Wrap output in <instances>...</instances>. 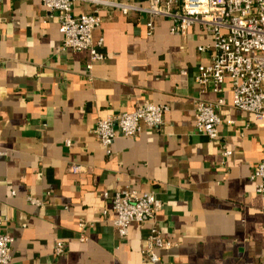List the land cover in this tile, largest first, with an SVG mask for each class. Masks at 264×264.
<instances>
[{
  "label": "crops",
  "instance_id": "obj_1",
  "mask_svg": "<svg viewBox=\"0 0 264 264\" xmlns=\"http://www.w3.org/2000/svg\"><path fill=\"white\" fill-rule=\"evenodd\" d=\"M89 11L75 4V14ZM100 16L93 37L104 39L105 58L89 71L87 52L61 50L59 20L42 0H0V232L14 237L12 264H152L149 223L122 237L115 214L103 217L104 193L124 189L162 203L157 225L175 246L155 264H260L264 197L251 175L264 160V121L234 106L229 79L223 91L196 81L211 62L208 29L197 23L176 35L171 19L157 17L149 34L145 14L102 8ZM199 100H224L216 141L195 132ZM146 101L168 108L162 127L118 136L107 154L97 121Z\"/></svg>",
  "mask_w": 264,
  "mask_h": 264
},
{
  "label": "built area",
  "instance_id": "obj_2",
  "mask_svg": "<svg viewBox=\"0 0 264 264\" xmlns=\"http://www.w3.org/2000/svg\"><path fill=\"white\" fill-rule=\"evenodd\" d=\"M45 7L55 15L63 35L61 50L87 52V69L92 71L94 64L105 58L104 39L94 40V31L101 25L102 8L117 9L124 14L138 12L148 16L149 34L155 30L154 20L165 17L172 20L171 33L186 35L188 29L197 23L204 24L212 36L211 62L199 67L196 81L207 84L213 81L217 91H223L226 80L231 81L234 106L253 114L264 121V0H152L148 6L136 5L121 0H42ZM86 3L91 11L74 13L76 3ZM199 50H204L200 47ZM224 100L217 103L199 100L196 107L195 132L216 141L220 136L222 119L218 109ZM168 110L164 105L149 101L139 105L132 112L109 114L99 119L94 133L112 153V146L118 136L136 137L144 125L160 129ZM70 145V141L66 142ZM225 148L224 157L232 155ZM6 152L0 148V157ZM80 164H73V173L82 171ZM257 181L256 191L264 197V160L259 162L251 175ZM108 208L103 217L110 212L115 214L111 220L122 237L129 234L132 223H149L150 234L145 241L144 259L155 264L160 261L159 251L170 249L175 244L161 234L156 214L162 203L153 192H140L135 189L104 193ZM33 204H41L38 199H30ZM4 221H0L2 225ZM85 227V223H80ZM84 240L85 237L83 236ZM14 237L8 232H0V264H12ZM66 244L57 241L56 254L63 255ZM264 264V260L260 263Z\"/></svg>",
  "mask_w": 264,
  "mask_h": 264
}]
</instances>
